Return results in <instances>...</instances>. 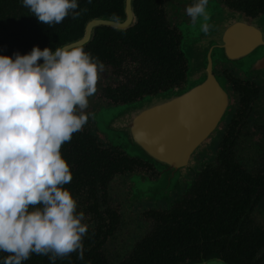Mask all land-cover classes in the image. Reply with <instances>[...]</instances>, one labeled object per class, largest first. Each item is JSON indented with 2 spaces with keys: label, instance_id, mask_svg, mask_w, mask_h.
Here are the masks:
<instances>
[{
  "label": "flooded vegetation",
  "instance_id": "obj_1",
  "mask_svg": "<svg viewBox=\"0 0 264 264\" xmlns=\"http://www.w3.org/2000/svg\"><path fill=\"white\" fill-rule=\"evenodd\" d=\"M154 3V11L158 9L164 17L165 38L152 49L150 58L164 60L163 75H155L160 73H155L150 58L148 64L141 57H127L124 74L105 67L111 78L104 79L106 71L101 74L97 92L89 98L88 112L95 115L102 108L146 98L153 100L149 110L181 108L180 97L190 74L181 25H193L184 12L193 0ZM207 10L216 15L212 21L222 30H229L237 21L250 27L242 56L232 57L225 48L227 43L219 38L216 45L224 47L222 56L217 57L213 49L206 52L193 74L200 72L206 79L210 68L224 85L231 100L229 108L201 146L185 154L190 156L187 164L179 168L163 164L178 179L172 185L163 182L157 192L149 185L158 183L165 169L156 160L133 157L110 145L90 117L76 134L92 136L101 149L113 150L111 167L103 170L110 178L101 187L98 202L77 199V211L85 213L83 223L88 225L83 258L73 252L56 264H205L219 260L264 264V55L247 61L264 48V0H209ZM113 15L123 16L125 11ZM125 84L138 86L134 95L116 92ZM173 139L186 140L177 131ZM69 145L65 143L61 153L73 176L76 168L69 157L81 154L69 152ZM72 183L65 188L71 190ZM23 264H49V259L33 254Z\"/></svg>",
  "mask_w": 264,
  "mask_h": 264
},
{
  "label": "clouds",
  "instance_id": "obj_2",
  "mask_svg": "<svg viewBox=\"0 0 264 264\" xmlns=\"http://www.w3.org/2000/svg\"><path fill=\"white\" fill-rule=\"evenodd\" d=\"M91 3V0H88ZM209 0H193L185 14L205 35L214 28ZM39 22L54 27L82 11L78 0H22ZM43 60V64L39 63ZM105 65L81 46H34L30 53L0 55V252L2 264H23L33 254L49 264L73 252L83 258L85 213L65 188L72 180L61 148L94 113Z\"/></svg>",
  "mask_w": 264,
  "mask_h": 264
},
{
  "label": "trees",
  "instance_id": "obj_3",
  "mask_svg": "<svg viewBox=\"0 0 264 264\" xmlns=\"http://www.w3.org/2000/svg\"><path fill=\"white\" fill-rule=\"evenodd\" d=\"M154 1L156 0L135 1L134 11L138 17V23L129 30L96 28L92 41L83 47L85 51L99 57L105 67L114 68L116 72L123 74L127 71L123 67L127 57H141L148 60L149 64L152 49L158 47L165 38V31L161 28L164 17L158 9L154 11ZM78 4L79 9H86L78 18L73 19L70 14L62 23L49 27L39 22L27 8L23 7L22 0H0V55L14 56L17 52L20 55H26L34 46L41 50L48 47L54 51L56 47L80 38L84 34L86 23L93 18L124 16L113 15L123 14L124 0H91V3L88 0H78ZM150 60L155 65V73H160L155 75H163L164 60L162 58H150ZM42 61L41 59L39 63ZM130 82L133 83V79L130 78ZM136 87L138 88L136 84L133 86L125 84L116 92L119 95L131 96L134 95ZM73 137L69 143V152L81 154V156L69 157L76 168L72 176L70 192L76 200L98 202L101 187L110 178L109 174L105 176L103 170L111 167L114 160L113 150L101 149L92 136H80L75 133ZM6 256L7 253L0 252V264Z\"/></svg>",
  "mask_w": 264,
  "mask_h": 264
},
{
  "label": "water",
  "instance_id": "obj_4",
  "mask_svg": "<svg viewBox=\"0 0 264 264\" xmlns=\"http://www.w3.org/2000/svg\"><path fill=\"white\" fill-rule=\"evenodd\" d=\"M124 11L123 17L104 16L89 20L80 38L61 46L84 47L92 41L95 30L99 27H109L116 31L133 28L138 23L134 0H124ZM249 29L242 21H237L230 25L229 30H222L224 42L227 43L225 48L232 57L243 55ZM202 82L182 91L180 98L183 104L176 111H160L159 108L149 110L147 106L136 110L133 107V111L125 115L121 123H114V126L129 132L133 145L140 147L146 155L143 157L156 160L162 166L182 167L190 158L185 154L188 155L201 146L231 104L224 85L212 76L210 68L207 78ZM95 119L98 121V113ZM176 131L180 137L184 135L186 140L175 142L173 135Z\"/></svg>",
  "mask_w": 264,
  "mask_h": 264
},
{
  "label": "rangeland",
  "instance_id": "obj_5",
  "mask_svg": "<svg viewBox=\"0 0 264 264\" xmlns=\"http://www.w3.org/2000/svg\"><path fill=\"white\" fill-rule=\"evenodd\" d=\"M208 15L210 16V20L208 21L210 24L214 25V28L212 31L205 35L200 31V25L202 23V19L198 20V22L195 25H192L190 28L186 24L182 23L181 25V30L184 33V40L182 43V49L184 53L186 54L188 60L190 61V74L188 77V80L183 87L185 90L189 89L192 85L198 84L202 82L204 78V74L199 76V73H196L195 77L193 74L197 72V67H200L201 61H202V56L205 55L206 52L210 53L211 49H213L214 54L217 55V57L222 56V48L218 45H216L217 42H219V38L223 40V33H222V28L219 26L217 23H213V18L216 17V15H212V13L207 10ZM219 48V49H218ZM264 55V48L259 49L256 53H254L250 58L247 59V61H251L253 58L259 56V55ZM214 57V55H213ZM243 62H246V60H240ZM216 63V60H215ZM233 63L235 64H240L241 62L239 61H234ZM247 63V62H246ZM243 67V66H241ZM106 76H104L105 80H110L111 78V72L109 70H105ZM203 83V82H202ZM183 89V90H184ZM182 90V91H183ZM167 96V95H166ZM153 103V100L150 98H146L140 102L136 103H130V104H125V105H118V106H111V107H106L100 109L98 113V121L95 119V114L94 119L97 122V128L99 132H101L102 136L107 138V142L110 145H115L118 144V147L128 153L130 156L133 157H138L140 159H145L148 161H152L151 159H148L143 151L139 148L138 146L133 145L129 132L124 131L123 129L119 128L117 129V126H114V123H121L125 119V115L131 113V110L133 107L138 110L142 109L144 107H148V105H151ZM113 126L115 128H113ZM204 146V145H203ZM158 167L165 169L166 172L163 173L162 179L156 183L153 184L151 187L149 185V189L157 192L160 188L163 187V182H166L167 185L174 183L178 179V175H172L169 173H172L169 167H163L162 165H159ZM205 264H224L221 263L220 261H210Z\"/></svg>",
  "mask_w": 264,
  "mask_h": 264
}]
</instances>
